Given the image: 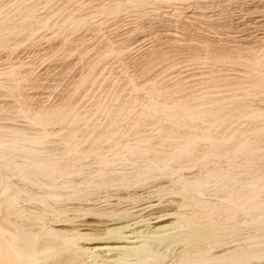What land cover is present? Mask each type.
I'll use <instances>...</instances> for the list:
<instances>
[{"label":"bare ground","instance_id":"1","mask_svg":"<svg viewBox=\"0 0 264 264\" xmlns=\"http://www.w3.org/2000/svg\"><path fill=\"white\" fill-rule=\"evenodd\" d=\"M16 1H19V0H16ZM30 1H33V0H30ZM46 1L47 2L50 1L49 2L50 4H51V2H52V4L54 3L51 0H46ZM56 1H58V0H56ZM124 1L122 3H120L121 1L120 2L116 1L117 3L115 2L116 4L114 3L115 5L113 6L114 9L121 8L123 6ZM136 1H138L137 4L139 6V3H141L144 0H135V2ZM23 2H26V1L23 0L21 3H23ZM36 2L37 3H35V4H38V2H39V5H37V7L39 8L41 1H36ZM105 2H108V1H105ZM128 2L130 3L131 0H128ZM135 2H131V4H133ZM18 3H17V5L21 6V3L20 4H18ZM43 3L45 4V0ZM162 3H164V2H162ZM27 4L28 5L24 6V8L20 9V7H19V10L18 9L16 10V12H18V13L20 12L22 14L20 21H18L19 19H16L17 18L16 16L15 17H13V15L11 16L10 13H9V15L4 16V17L0 16V36H1L0 39H2L3 36H4V38H7L9 36L7 34H10V36H12L14 34L13 28L18 26L19 22L20 23H31L32 19L34 17L35 18L37 17L36 12L40 9H38V8H37V10L35 9L34 2L30 3V4L27 3ZM85 4H87V3H85ZM53 5L52 6L50 5V8L52 7V9H54ZM133 5H135V4H133ZM14 6H16V5H14ZM48 6L46 3L44 7L46 8ZM1 8H3V7H1ZM5 8H7V6ZM103 8H105L104 11H107L109 9L108 7H107L108 9H106L105 6H103ZM50 10H49V12H50ZM54 10H52V11H54ZM109 10H111V8ZM44 11H45V9H44ZM99 11L101 12V10H99ZM42 12L43 11H41V13ZM45 12H47V14H48V11H45ZM0 13H1V11H0ZM38 13H40V12H38ZM259 13H260V11H259ZM14 14H15V12H14ZM49 14H50L51 19H52L53 16H52L51 12ZM58 14L59 13H57V17L59 16ZM41 15L43 17H47V16L43 15V13ZM54 15H56V14H54ZM38 17H40V15H38ZM69 17H72V15ZM69 17H67V18L69 19ZM19 18H20V16H19ZM58 18H56V19H58ZM61 18H62V16L59 19H61ZM72 18H70V19H72ZM53 19H55V17ZM53 19L51 21H53ZM65 19L66 18L64 17V21L67 20V19L66 20ZM70 19H69V22H70ZM33 20H35V19H33ZM36 20L38 21V18ZM82 20L83 19H81V18L78 19L75 17V19H72L71 21L75 25H78L79 23H81ZM17 21H18V23H17ZM40 22L42 23V21H40ZM34 23H36V22H34ZM41 23L39 24L40 26L42 25ZM44 23L47 24L48 21L44 20L42 26H44ZM65 23H67V21ZM65 23H63V24H65ZM71 23H69V24H71ZM38 24H36L37 27H39ZM69 24L67 23L64 26H66V25L69 26ZM23 25H25V24H23ZM36 25L32 24L33 27H31V28L33 29L34 26L36 27ZM55 26H56V24H55ZM27 27H25V28H27ZM37 27H36V29H37ZM46 27L48 28V25H46ZM25 28L24 29L21 28V30H20V28L19 29L17 28V29H18V31L19 30L22 31V30H25ZM28 28L30 29V26ZM17 29H16L15 33H17ZM145 31H146V29H145ZM38 32H40V31H37V33ZM22 34H24V33L21 32V35ZM5 36H7V37H5ZM32 37H34V36L32 35ZM246 37H247V35H246ZM9 38H11V37H9ZM7 39H5V40L3 39V40L6 42ZM243 39H246V38L244 37ZM249 39L251 40V37ZM240 41H242V40H240ZM2 42L3 41L0 40V45L2 44ZM219 43H220V41H219ZM239 44L242 45V47L240 45L241 48H243L245 46V45L243 46L242 43H239ZM5 45L6 44H4V46ZM122 45H123V43H122ZM198 45L200 46V44H198ZM223 45L224 44H222V46ZM222 46L220 48L223 50ZM236 46L232 47V50H233V48L237 49ZM128 47L123 46L122 48H128ZM214 47H218V46H214ZM247 47H249V46H247ZM0 48H1V46H0ZM118 48H119V46H118ZM118 48H116V49H118ZM206 48L208 49L207 45H206ZM220 48H219V55L221 52H224L225 55L229 56L227 54L228 51H227V53L225 50L220 52ZM244 48L246 49V51H244V53L246 52L247 53L246 55H249L250 53L247 52L246 46ZM244 48L242 50H245ZM37 49H39V48H37ZM119 49H121V46ZM198 49H200V48H198ZM211 49L214 50L216 52V54H218V51L215 50L217 48H215V49L211 48ZM210 50H209V52H210ZM212 50H211V52H212ZM248 50H250V48ZM115 51H117V50H115ZM120 51H122V50H120ZM214 51L212 52L213 55H215ZM250 51L252 52L253 50H250ZM263 51L264 50L262 49V52ZM229 52H231V49L229 50ZM233 52H235V51L233 50ZM254 52L255 51H253L252 53L254 54ZM241 53H243V52H240V54H238L237 56L241 55ZM252 53H251V55H252ZM222 54H221V56H222ZM229 54H232V53H229ZM235 54H237V52H235ZM225 55H223V57ZM41 56H43V54ZM230 56L228 58H230ZM216 57H217V55H216ZM242 57H240V58H242ZM244 57H246V56L244 55ZM30 58H32V57H30ZM0 59H1V57H0ZM226 59H227V57H226ZM231 59L234 61L235 57L234 58L231 57ZM236 59H238V61H240L239 58H236ZM236 59H235V61H236ZM246 59H248V61H249V62L246 61L247 63L255 64L253 59L249 60V57ZM241 60H245V59L242 58ZM3 61L5 62V60L2 59L1 62H3ZM255 61H256V59H255ZM257 61L260 62L262 60L258 59ZM257 61H256V64H258ZM14 62H15V60H14ZM227 62L229 63V61H227ZM262 63H259V64H261L260 66H262ZM256 64H255V67H256ZM252 66H254V65H252ZM16 67L17 66L10 67L11 69H9V71L11 70L10 71L11 74L14 71L16 72V70H13ZM258 68H259V66L256 68V70ZM3 69L4 68H1V70H3ZM18 69H19V67H18ZM253 70H255V69H253ZM256 70H255V73H256ZM2 72L3 71H1V73ZM257 73H258V70H257ZM7 74H9V73H7ZM14 74H12V75H14ZM258 74H260V73H258ZM17 75H19V73ZM261 75L262 74H260V76ZM256 76L259 77L258 75H255V77ZM262 76H264V75H262ZM229 77H232V76H229ZM149 82H151V81H149ZM250 84L253 87V88L250 87L249 88L250 90H251V88L254 89V87H256V89L258 88V91H256V92H259V91H261L259 89H262V87H264V77H261L257 81L250 83ZM247 85L245 86V88H247ZM242 87H244V86H242ZM249 89L247 88L246 90H249ZM243 90L244 89H242V91ZM263 90H264V88H263ZM199 92L202 93L203 91L199 90ZM240 92H241V89H240ZM256 92H254V93H256ZM153 94H155V93H153ZM207 94H208V91H207ZM225 94H227V93H225ZM252 94H249V95H252ZM221 95H222V93H221ZM19 96L21 97V95H19ZM204 96H206V95L204 94ZM145 97H147V95ZM151 97H153V96H151ZM199 98H201V97H199ZM151 99L155 100L154 98H151ZM151 99L148 102H150V101L153 102V100H151ZM202 99H201V101H202ZM207 99H208V97H207ZM210 99H212V98H210ZM197 100H200V99H197ZM23 101H24V99H23ZM180 101H182V100H180ZM24 102H22V98H21V100L17 99V102H16L17 105L14 104L13 108L16 109L15 113L17 115L25 118V120H26L25 122H27L29 126L33 125L30 129L23 127L24 124L20 125L21 123H19V121L18 122L15 121L14 117H13L14 118L13 121H11L12 120L11 119L9 121H5V122L3 121L0 124V131H6V135L5 134L4 135L7 136V137H2L0 135V264H261L262 262H264V175H262V176L260 175L258 177V174L256 172H253V173L257 174L256 177H252L248 180H245L247 178V176H245V178L242 180L241 176L238 177V179H237L234 176L233 172L229 173L231 171L230 170L228 172L229 169L227 170V172H228L227 173V172L223 171L224 169L221 168L222 169V172H221L220 171L221 169L219 170L218 168H220V167H218V166H216V167H218L216 169V171L218 170L220 172L213 171V169H215V168H212V167H211L212 170L208 169L209 170L208 172H194V171L193 172H179V171L184 170L183 167L180 170L178 169L180 167L179 164H178L179 167L178 168L176 167L177 168L176 172H170L171 170H173L172 166H171L172 160L174 161L175 159H179L181 157H186L188 160L195 159L196 155L194 156L193 152H194V148L197 146V143L199 140L205 141V142H203V143H206L204 145V147L206 145H209L208 147H211V148L215 147V146H220V147L222 146V148H223L224 146L226 147V145H228L229 140H230L229 137H228L229 140L226 137H224L225 134L223 136H220V137H215L214 136L215 132L218 129H216V127L214 128L213 125L211 126V124H210L211 128L209 126L207 127V125L209 124L208 121H211V119H213L212 123H214V126H217V124H215V123H219L224 119V116L222 117L219 114V109H217L218 105H216V107H212L215 105L211 106V104H210V106L209 105L206 106L207 103L205 102L206 104L205 103L203 104V105H205V107H204L202 105L189 104L187 101L186 102L185 101L179 102L177 100V102H179V103L173 102V104H171V105H166V104L162 103L161 108H157L158 102H156V105L154 104L155 101L153 103H149L146 105V108H143V109H146L147 112H149V113L146 112L147 114H149L148 117L150 115H152V117H155L156 120L157 119L160 120V119L165 118V119H167L168 122L171 121V123L175 124V125H177L178 122H180L181 120L184 121L183 119H185L186 121H190L189 124L190 123L192 124V122L195 123L198 121L201 123L202 122L203 123L208 122V123H206L207 124L206 126H205V123H204V127L202 126L203 128L207 127L208 132L201 133L202 138H199V136L196 135V133H194V135L192 133H190L193 136L192 135L189 136L190 134H188V135L185 134V136H187V137L183 136L184 137V138H182L183 141L182 142L178 141V142H180L179 144L176 142L177 140L175 139L174 143H177L176 144L177 146L175 147L174 150L171 149L172 151H166L167 149L164 151V150H162V147H160L161 149H159V146H161V145L160 144H157V145L153 144V142L150 140V137H148L151 135L148 134L146 137L139 138L142 135H140L138 133L140 136L139 137L137 136L138 139H136L135 141L133 139V141L125 142L124 144H118V145H122V146H117V147H116L115 143H113V144L115 145L114 148L117 152L119 151V150H117L118 147H120V150L122 149L121 150L123 152L122 157L128 155L130 157V159L135 157V156H139V159H140V156L145 158V160H143L142 164L135 162V161H132V159H131V161H132L131 170H128V171L125 170L127 168H125V169L122 168V170H117V168H115L113 166L109 167L110 165L117 164V161L115 162V159H117V158H114V161H112V162L106 161L107 156H109V155H107V153L109 154V152L111 150L110 151L108 150L109 152L106 153L107 156L105 158V156H104L105 155L104 154L105 149L99 147L100 149H95V150L90 151L91 154L99 157L98 158L99 161H97L99 163L98 167L95 169L94 168L90 169V170H88V172H85V171L83 172V169L81 170V168L75 170V169H71L70 167H66L67 165L66 166L63 165L62 161L58 160V156L54 155L53 153L48 154L49 149L51 147L49 149H47L45 146V142H46V140H48L49 137L56 136V135L57 136L63 135V133H64L63 131L66 127L65 125H63V126H65L64 128L61 126L62 127L61 129H63V131L61 130L58 132H52V131L47 130V126L51 123L52 124L53 123L61 124L62 123L61 121L62 120L64 121L66 119V117L68 120L69 114L70 115H71V113H72V115L74 114L73 111L71 110L72 112L67 114L65 112H61V109H59V108L58 109L60 111L58 112L57 108L55 107L56 108V109H54V110H56L55 112H54V110L53 111L51 110V112L50 111L42 112L43 108L42 109L36 108L37 111H35L36 110L35 109V110H33L35 112H33V111L30 112L29 106L27 104H26V106H28V108L25 107V105H22ZM3 109H5V108H2V110ZM2 110L0 111V113L2 112ZM5 110H3L2 114L4 113ZM131 110H132V108H131ZM243 112H245V111H243ZM243 112H241V113L243 114ZM146 113L144 112V114L142 116H144ZM245 113L248 114L247 111ZM258 114H264V109L258 108L254 112L252 111V113L248 114V116L250 118H252ZM2 116L5 117L4 115H2ZM71 116H70V120L72 119V117L73 118L77 117L75 120L76 122H78L77 120H79V119L81 120V118L78 119V116H75V117L74 116L71 117ZM142 116H141V118H142ZM8 117H10V116H8ZM148 119H154V118L150 117ZM165 119L162 120V121H164L163 123H165V121H166ZM16 120H17V118H16ZM0 121H2V120H0ZM90 121H92V120H90ZM103 122H105V121H103ZM133 122H136L134 124H138L137 121H133ZM74 123H71L72 127L74 126L73 125ZM85 123H86L85 126L82 125V127L87 126V130H88L89 128L87 125L88 124L87 121ZM116 123L117 122H115L113 124H116ZM149 123H147V124H149ZM71 124H70V126H71ZM75 125H77V124L75 123ZM198 125L201 126V124H199V123H198ZM77 126H79V124ZM89 126H91V125H89ZM138 126H139V124H138ZM51 127H53V126H51ZM67 127H68V125H67ZM141 127H138V128H141ZM162 127L164 128L165 126L162 125ZM212 127L214 128V130L216 129V131L213 130L214 135L212 134L213 132L211 133L209 131V128L213 129ZM93 128H95V127H93ZM130 128H132V127H130ZM195 129L198 130L197 128H195ZM128 130H130V129H128ZM152 130H153V128H152ZM207 130H205V131H207ZM258 130H260V129H258ZM78 131H79V128H78ZM110 131H108L109 137L111 136L110 134L115 135L114 134L115 132L111 133ZM156 131H158V130H156ZM167 131L170 132L171 130H167ZM200 131H201V129H200ZM227 131H230V129L229 130L227 129ZM227 131H224V132L227 133ZM168 132H166V130L164 128V129L159 131V134L158 133L157 134L159 135L158 137H161L162 139L166 140L170 136V135L168 136L166 134ZM255 132H256V130H255ZM88 133L90 135V132H88ZM123 133H125V132H123ZM123 133H121V134H123ZM217 133H218V131H217ZM239 133H235L234 136H236L237 134L239 135ZM144 134H145V132H144ZM219 134L220 133H218V135ZM253 134H256V133H253ZM258 134H260V133H258ZM258 134H256V135H258ZM79 135H78V133L73 134L70 139L64 141L65 145L68 147V148L66 147L67 152H68V150L70 151L72 149L70 147L72 142L75 139H77L78 137L81 138V135L80 136ZM91 135H93V134L91 133ZM96 135L98 136L99 133ZM100 135L102 136V134H100ZM127 135L128 134H126V137H127ZM133 135L134 136L132 138L135 137V134H133ZM227 135L231 137L229 132ZM256 135H255V137L259 136V135L258 136H256ZM103 136H104V134H103ZM178 136H180V135H178ZM232 136H233V134H232ZM242 136L243 135H241V138H242ZM251 136H254V135H251ZM100 137L98 139H100ZM104 137L107 138L106 135ZM104 137H102V138H104ZM112 137H114V136H112ZM123 137H122V139L126 138V137H124V138ZM128 137H130V136H128ZM233 137L231 139H233ZM91 138H92V136H91ZM81 139L83 140V138H81ZM84 139H86V138L84 137ZM110 139L108 138V140H109L108 143H110V141H111ZM237 139L240 140L239 138H237ZM250 139H252V137H250ZM82 140L77 142V143H81ZM100 140H103V139H100ZM179 140H181V139H179ZM238 140H237V142H235V140H234L235 144L241 143ZM248 140H249V138H245L244 141H248ZM254 140H258V138L253 139V144H254ZM259 140H261V139H259ZM162 141H164V140H162ZM250 141H252V140H250ZM250 141H249V143H250ZM75 142H76V140H75ZM84 142H83V144H86ZM92 142H93V140L91 141V143ZM101 142L102 141L98 142L99 146H100ZM256 142L259 144L261 141H256ZM170 143L173 144V142H170ZM201 143L199 142V145ZM232 143H233V141H232ZM244 143H242V144H244ZM257 143H256V146H257ZM73 144H74V142H73ZM246 144L247 143H245V146H246ZM101 145H103V144H101ZM93 146L96 148V144ZM238 146H240V145L238 144ZM245 146L243 147L242 152L246 148ZM253 146H255V144ZM61 147H62V145H61ZM112 147L109 148V146H108L109 149H112ZM248 147H249V144H248ZM56 148H58V147H56ZM90 148H92V145ZM211 148H210L211 151L215 150V149L212 150ZM240 148H242V147L240 146ZM89 149L87 151H89ZM196 149H198V148H196ZM204 149H205L204 151L206 152L207 151L206 147ZM216 149H218V148H216ZM219 150H221V149H219ZM60 151H61V149H60ZM199 151H202L203 153L199 152ZM199 151H198V153L204 154L203 149L202 150L200 149ZM208 151H209V149H208ZM223 151H225L224 152V154H225L227 152L226 148L223 149ZM223 151H219L218 153H220V152L222 153ZM260 151H259V153L261 154ZM120 152H118V154ZM216 152H217V150H216ZM216 152H214V154H217ZM74 153L75 154L77 153L78 155L83 154L82 152H79V151H74ZM86 153L88 154V152H86ZM194 153H196V152H194ZM221 153L218 155H221ZM262 153H264V152L262 151ZM84 154H83V156H84ZM115 154H114L115 156H113V157H116V156L121 157L120 156L121 154L120 155H118L117 153H115ZM201 154H199V155H201ZM206 155L207 154H205L204 156H206ZM208 155H209V153H208ZM211 155L213 156V153ZM211 155H209L210 159L211 158L213 159V157L216 156V155H214L212 157ZM229 155L227 154L225 156H229ZM86 156L87 155H85L84 158H86ZM149 156H151V157H149ZM199 158L202 159L203 157L202 158L199 157ZM199 158H196V159H199ZM214 158L217 159V157H214ZM218 158H220V157H218ZM223 158H225V157L223 156ZM76 159L81 160V157L80 156L76 157ZM88 159H85V160H88ZM125 159H126V161L125 160L124 161L126 164V162H128V158L126 157ZM208 159L209 158H207V160L205 162H207V161L209 162L210 159L209 160ZM220 159H222V156ZM258 159H260V157H258ZM93 160H95V159H93ZM108 160H111V159H108ZM117 160H119V159H117ZM204 160H202V161L204 162ZM122 161L123 160L119 161V163ZM192 161L194 163L195 160H192ZM199 161H201V160H199ZM228 161H230V160H228ZM234 161H236V159ZM71 162H73V161H71ZM77 162H79V161H77ZM91 162H94V161H91ZM97 162H95V163H97ZM129 163H130V160H129ZM182 163H184V161H181V165H182ZM248 163L250 166V163H252V162L250 161ZM119 165L117 164L116 166H119ZM201 165H202V163H201ZM205 165L207 166V163ZM212 165H213V163H212ZM84 166H85V163H84ZM86 166L84 169L89 168ZM124 166H127V165H124ZM249 166H247V167H249ZM253 166H254V164H253ZM90 167H92V166H90ZM95 167H96V165H95ZM129 167H130V165H129ZM236 167L239 168V166H236ZM174 168H175V166H174ZM108 169L111 171L107 172ZM202 169H201V171H202ZM231 169H234L232 171H236L235 168H233V167ZM245 171L246 172H243V174L247 173V169ZM223 172L226 174H224ZM236 173H237V171H236ZM240 173H242V172H239V174ZM230 174H232V176H230ZM243 174H241V175L243 176ZM248 174H250V173L248 172ZM237 175L238 174H236V176ZM250 175H252V174H250ZM250 175H248V177H250ZM239 178H240V180H239ZM217 210H220V211L218 212ZM216 211L218 213H216ZM239 215H241L242 218ZM238 218H240V219H238Z\"/></svg>","mask_w":264,"mask_h":264},{"label":"rangeland","instance_id":"2","mask_svg":"<svg viewBox=\"0 0 264 264\" xmlns=\"http://www.w3.org/2000/svg\"><path fill=\"white\" fill-rule=\"evenodd\" d=\"M19 1L0 0V8L3 7L1 8L2 10L0 9L1 11L0 16L4 17V16L9 15L10 13L11 16L12 15L13 17L16 16L17 17L16 19H19L18 21H20L22 14L20 12L19 13L16 12L17 9L19 10V7L20 9H22L24 8V6L28 5L27 3L30 4L34 2L35 4L37 3L36 1H41L39 8L37 7V5H39V2L38 4H35V9L37 10L38 8L40 10L36 12L37 17L36 18L34 17L33 19L36 20L38 18L39 22L42 21V23L40 22L42 25H43L44 20L48 21V23L47 24L44 23V26L42 25L40 26L39 25L40 23L37 20L35 21L33 19L31 23H20V22L18 23L17 21L18 26L13 28L14 34L13 35L11 34L12 36H10V34H7L9 36L8 37L5 36V37H7L8 39L4 38V36L2 37V39H0L1 41L4 42V43L2 42V44L0 45L1 46L0 48L1 59L0 60L1 61L2 59L5 60V62L0 61V108L2 107L6 109V110L3 109L5 110L3 114H2L3 112L2 108L0 109V111L2 110V112L0 113V120H2L0 121V124L3 121L5 122L11 119H12L11 121H13L15 118V121L17 122L19 121V123H21L20 125L24 124L23 127L25 128L30 129L33 126V125L29 126L28 123L25 122L26 120L24 117L19 116L15 113L16 109L13 108V105L16 104L17 99L21 100V98H22V102L24 101L26 102V103L24 102L22 105H25V107L27 108L29 106L30 112H32L36 108L37 109L43 108L42 112L44 111L51 112V110L53 111L56 108L58 112L60 111L59 109H61V112H65L67 114L73 111L74 114L72 115L71 113V115L74 117L78 116V119L81 118V120L79 119L77 120L78 122H76L75 120L77 117L73 118L69 114L68 120L66 117L65 119L66 121L62 120L61 124H58V123L49 124L47 126V130L52 131V132H58L61 130L63 131V129L61 128L62 127L64 128L65 126L66 127L63 131L64 136L56 135V136L49 137L48 140H46L45 142V146L47 149L51 147L49 149L48 154L53 153L54 155L58 156V160H61L63 165L65 166L67 165L66 167H70L71 169H75V170L81 168V170L83 169V172L84 171L88 172V170L93 169V168L95 169L99 165V163L97 162L99 161L98 160L99 157L91 154L90 153L91 150L100 149L99 147L105 149V152H104L105 158L107 155H109L107 156V158L111 159V160H108L106 158V161L112 162L114 161V158L119 159V160L115 159V162L117 161V164L118 165L120 164L119 166H116L117 164H114V165H110L109 167L113 166L117 168V170H122V168L123 169L127 168L125 170L128 171V170H131L132 161L142 164L145 158L140 156V159H139V156H135L131 158L132 159L131 161L128 155L122 157L123 152L121 151L122 149L120 150V147H118L117 150H119L118 152L121 151L122 153L120 152L118 154V152L114 148L115 145L116 147L122 146L118 144H124L125 142L133 141V139L135 141L136 139H138L140 135L142 136H140L139 138L146 137L149 134L151 136H148V137H150V140L153 142V144L161 145L159 146V149H161L160 147H162V150L164 151L166 149H167L166 151H172L171 149L174 150L175 147L177 146L176 145L177 143L179 144L180 142L183 141L182 138L187 137L185 136V134L188 135L192 133L194 135V133H196V135H198L199 138H202L201 133L208 132L207 127L208 126L210 127V124H211V126L213 125L214 128L216 127V129H218L217 130L218 133H220L218 135L216 129L214 130L213 127H212L213 129H210L211 128L210 127L209 131L211 133L213 132V130L216 131L215 135H214V132L212 133L215 137H220L225 134L224 137H226L227 139L228 137L230 138L231 141L228 139L229 140L228 145H226V147L224 146L223 148L222 146L221 147L215 146L218 149H216L215 147L211 148V147H208L209 145H206L205 146L206 150L208 151L209 149V151L205 152L204 145L206 143H203L205 142L203 140H199L197 143V146L194 148V152L196 153L193 152L194 156L196 155L195 159L188 160L186 157H181L179 159H175L174 161L172 160L171 166L173 170H171L170 172H176V169L179 166H180L178 168L179 170L182 169V167L184 169L179 172H193V171L194 172H208L209 171L208 169L212 170L211 167L215 168L213 169V171L217 172L218 170L216 171V169L220 167L218 168L219 170L222 168L224 169L223 171L227 172V170L229 169L228 172L231 170L229 173L233 172L234 176L237 179L238 177L241 176L242 180L245 178V176H247L245 180H248L252 177H256L257 174H258V177L260 175L261 176L264 175V157H263L264 153H262V151L264 152V129H263L264 128V114H258L252 118L248 116V114L252 113V111L254 112L258 108L264 109V90H263L264 87H262V89H259L261 91L256 92L258 91V88L256 89V87H254V89H252L253 87L250 84V83L257 81L259 78L264 77L262 76L264 75L263 74L264 73V51L262 52V49L264 50V35H263L264 34V0H197V1L196 0H193V1L192 0H187V1L186 0H183V1L182 0H173V1L167 0L168 2L166 0H165L166 2L164 0H156V1L155 0H144L141 3H139V6L137 4L138 1L135 2V0H131V2H135L133 3L135 5H133L131 4V2L129 3L128 0H125V1L123 0L124 1L123 6L119 9H114L113 6L117 3L116 1L118 2L121 1L120 3H122L123 2L122 0H58V1L51 0L54 2L53 3L54 5L52 4V2L50 4L49 3L50 1L47 2L45 0V4L47 3V6L49 4L51 6L53 5L54 6L53 8L55 10L52 9V7L50 8V5L46 7L47 8L46 9L44 7L45 4L43 3L44 0L43 1L42 0H33V1L25 0L26 2L28 1L27 3L26 2L21 3L23 0H19ZM105 1H108V2H105ZM17 3L18 4L21 3V6L20 5L18 6ZM5 5L7 6V8H5L6 7ZM14 5H16L17 7ZM103 6H105L106 9L111 8V10L108 9L107 11H104L105 8H103ZM44 9L45 11H48V14L47 12L44 11ZM49 10L53 16L52 19L54 17L55 19L58 17L60 18L61 16L63 19L58 18L56 19L57 21L55 19L51 21L52 19L49 14L50 13ZM99 10H101V12ZM41 11H43L42 12L43 15L47 17H43L41 15L42 14ZM57 13H59L58 17H57ZM38 15H40V17H38ZM71 15L73 18L69 17ZM64 17L67 19L65 20L67 21L68 24L71 23L72 22L71 20L75 19V17L78 19L81 18L83 20L78 25H75L72 22L71 24L72 25L74 24L73 26L71 24H69V26L68 25L64 26L65 24H67L65 23L66 21H64ZM67 17H69V19L72 18L70 19V22ZM54 23L56 24V26ZM32 24L33 25L38 24L39 27H37L36 25L37 29L35 26H34L35 29L34 28L32 29L31 28L33 27ZM46 25H48V28L46 27ZM27 26L28 27L30 26V29ZM25 27H27L28 29ZM15 28L16 29L20 28V30L21 28L22 29L25 28V30L18 31L17 29V33H15L16 31ZM37 31H40V32L37 33ZM21 32H23L24 34L21 35ZM32 35L34 37H32ZM244 37L246 39H243ZM250 37H251V40L249 39ZM236 38L237 39L239 38V39L237 40ZM3 39L4 40L7 39L6 42ZM196 42L200 44V46ZM239 43H242L243 46L244 45L246 46L247 52L250 53L249 55H246L247 54L246 52L244 53V51H246V49L244 48L245 46L243 47L245 50H242L243 49L241 48L242 45ZM245 43L246 44L248 43V44L246 45ZM4 44L6 45L4 46ZM222 44L224 45L222 46ZM206 45L208 49L206 48ZM220 45L222 46L223 50L226 51V53L228 51L227 54L229 56L231 55L230 58H228L229 56L225 55L224 52H221L223 50L220 48L221 47ZM234 45L235 46L237 45L236 46L237 49L233 48V50L237 52V54H235V52H233L232 50V47H235ZM118 46L119 48L121 46V49H119ZM123 46L128 47V48H122ZM214 46H218V47H214ZM211 48L213 49L217 48L215 50L218 51V54H216V52L212 50ZM219 48L221 52L220 55H219ZM249 48L250 50L255 51L254 54L252 53L253 51L251 52L250 50H248ZM210 49L212 50V52L214 51L215 55L212 54ZM230 49H231V52H229ZM240 52H243V53L237 56L238 54H240ZM229 53H232V54H229ZM42 54L43 56H41ZM223 55L225 56L223 57ZM244 55L246 57H244ZM231 57L232 58L235 57V59L239 58L240 61H238V59H236V61L234 59L233 61ZM240 57H242L245 60H241L242 58ZM248 57H249V60L253 59L255 64L258 59L262 61L260 62L257 61L258 64H256V67H255V64L247 63L249 62L248 59H246ZM227 61H229V63ZM259 63H262V66H260L261 64ZM251 64L254 66H252ZM14 66H17L14 69L12 68L13 70H16V72L15 71L12 72V74L15 73L14 75H12L10 73L11 70L9 71V69H11L10 67H14ZM258 66L259 68L257 70H258V73L262 74L261 76L260 74L257 73V70H256ZM1 68H4V69L1 70ZM252 68L256 70V73H255V70H253ZM1 71L3 72L1 73ZM18 73L19 75H17ZM255 75H258L259 77L257 76L255 77ZM229 76H232V77H229ZM148 80L151 82H149ZM246 83L247 84L249 83L250 85L248 84L249 85L248 86ZM246 85L248 89L252 87L251 88L252 91L250 89L246 90L247 89L245 88ZM240 89H241V92H240ZM242 89H244L245 91L244 90L242 91ZM199 90L203 92L200 93ZM207 91H208V94H207ZM14 93L15 94L17 93V94L15 95ZM203 93L206 96H204ZM249 94H252V95H249ZM19 95H21V97ZM146 95L147 97H145ZM209 97L212 99H210ZM151 98H154L155 100ZM150 99L153 100V102L155 101L154 102L155 105H156V102H158L157 108H161L162 103L166 105H171L173 104V102L179 103V102H184V101L185 102L187 101L189 104L202 105L204 107L205 105L203 104L205 102L207 103L206 106L208 105L210 106L211 104V106L215 105L212 107H216V105H218L217 109H219V114L222 117L224 116V119L219 123H215L217 124V126H214V123H212L213 119H211V121H208L209 122L208 125L206 124L208 122H204L205 126L207 125L206 128H203L204 127L203 122H202L203 124L199 121L195 123L192 122V124L191 123L189 124L190 121H186L185 119H183L184 121L181 120L180 122H178L177 125H175V124H172L171 121L168 122L167 119L164 118L166 121L165 123H163L164 121L162 120L164 119L156 120L155 117H152V115L148 117L149 114L147 113L149 112H147L146 109H143V108H146L147 104L153 103L151 101L148 102ZM197 99H200V100H197ZM177 100L179 102H177ZM26 104L28 106H26ZM37 109L35 111H37ZM55 111L56 110H54V112ZM243 111L245 112L247 111L248 114ZM144 112L145 113L147 112V113L144 116H142ZM241 112H243V114ZM2 115H4L6 118L3 117ZM70 116L72 117L71 120H70ZM150 117L154 119H148ZM86 121L88 123L87 124L89 128L88 130H87V126L84 127L86 124L85 123ZM133 121H137L139 126L138 124H134L136 122H133ZM70 122L71 123L75 122L77 125L79 124V126L81 125L80 126L81 128L75 125V123L73 124L74 126L72 127V124ZM115 122L117 123L113 124ZM198 123L201 124V126H199ZM82 125L84 126L82 127ZM89 125H91L92 127ZM162 125L165 126L164 128L166 132H168L167 130H171L170 132L166 133L168 136L170 135L169 138L166 140L162 139L161 137H158L159 131L164 129ZM137 126L141 128H138ZM260 127L261 128L263 127L262 128L263 130ZM78 128H79V131H78ZM127 128L130 130H128ZM195 128H197L198 130H196ZM204 129L207 131H205ZM227 129L228 130L230 129V131H227ZM258 129H260L261 131ZM108 131H110L111 133L115 132L114 133L115 135L110 134L111 136L109 137ZM143 131L145 132L146 135L144 134ZM224 131H227V133ZM88 132H90V135ZM123 132L128 134L127 137H126V134ZM228 132L231 135V137L227 135ZM239 132L240 133L242 132V133L240 134ZM257 132L260 134H258ZM76 133H78V135L80 134L81 138H83V140L84 141L86 140V141L84 142L81 138L78 137L77 139H75L76 142L75 140L73 141L74 144L72 142L70 146L72 149L70 151L68 150L67 152V149H66L67 146L65 145L64 141L70 139L72 135ZM91 133L93 135H91ZM95 133L96 134L99 133V135L97 136ZM235 133H239V135L237 134L236 136H234ZM253 133L258 134L259 136ZM4 134L6 135V131H0V135L2 137H7ZM100 134H102V136ZM103 134L104 136L106 135L107 138H105ZM133 134H135L134 138H132L134 136ZM192 134H190L189 136H191ZM232 134L234 137L232 136ZM241 135H243L242 136L243 139L241 138ZM251 135H254V136H251ZM255 135L258 137H255ZM123 136L126 138H124ZM128 136H130L131 138ZM84 137L86 139H84ZM99 137L100 139H103V140L98 139ZM122 137L124 139H122ZM232 137L233 139H231ZM244 137L249 138V140L244 141L245 140ZM250 137H252V139H250ZM253 137L255 139L258 138V140H254L255 146H253L254 145ZM108 138L109 139L111 138L110 143H108L109 142ZM237 138H239L240 140H238ZM175 139L177 140L176 141L177 143H174ZM81 140H82L81 143H77ZM90 140L91 141L93 140V142L91 143ZM98 140L102 141L100 143V146L98 144L99 142ZM234 140L235 142H237V140L241 142L238 144L242 148H240V146H238L237 143L235 144ZM242 140L245 143H247L246 146ZM256 141H261V142L258 144ZM83 142L86 144H83ZM170 142H173V144H171ZM199 142L200 143L202 142V143L199 145ZM113 143H115V145ZM256 143H257V146H256ZM60 144L62 145L63 148L61 147ZM95 144H96V148L93 146ZM248 144H249V147H248ZM91 145H92V148H90ZM107 145L109 146V148L113 146L112 149H109ZM244 146L246 148L242 152V149ZM210 148L212 150L215 149L213 150L214 152H216L217 150L216 152L217 154H214V152L211 151ZM225 148L227 152L224 154L225 151H223V149ZM88 149L89 151H87ZM200 149L201 150L203 149L204 154L198 153ZM108 150L109 151L111 150V151L109 152ZM74 151H79L85 154L84 156L83 154L78 155L77 153L75 154ZM219 151H223L222 153L220 152L221 155H218L220 154L218 153ZM259 151L261 152V154L259 153ZM86 152H88V154ZM107 152H109V154ZM199 152H202V151H199ZM211 152L213 153V156L216 155L214 157H217V159L211 155L212 154ZM113 153L114 154L117 153L118 155L121 154L120 156L122 158L119 156L113 157L116 155V154L114 155ZM208 153L209 155L213 157V159L212 158L210 159V156L208 155ZM205 154H207L209 157L207 155L204 156ZM227 154L228 155L230 154V155L225 156ZM85 155H87L86 158H84ZM79 156L81 157V160L76 159V157H79ZM221 156H222V159H220ZM223 156L226 159L223 158ZM126 157L128 158V162H126L125 164ZM199 157L201 158L203 157V158L200 159ZM258 157H260V159H258ZM196 158H199V159H196ZM207 158H209L211 161L208 159L209 162L208 161L205 162ZM85 159H88V160H85ZM93 159H95L96 161ZM235 159L236 161H234ZM76 160L79 162H77ZM121 160L123 161L125 160V161L124 162L122 161L123 163L122 162L119 163V161ZM129 160H130V163H129ZM192 160H195L194 163ZM197 160L198 161L201 160V161L198 162ZM202 160H204V162ZM91 161H94V162H91ZM181 161H184V163H182V165L184 164L183 166L181 165ZM250 161L252 163H250V166H249L248 162ZM84 163H85V166L87 165L86 167H89V168L84 169L85 168ZM206 163H207V166L205 165ZM124 165H127V166H124ZM236 166H239V168ZM230 167L235 168L237 173L236 171H232L234 169H231ZM200 168L201 169L203 168L202 171ZM222 169L220 170L221 172H222ZM246 169H247V173H246L247 175L245 173L243 174V172H246L245 171ZM108 171H111V170L108 169L107 172ZM239 172H242V173L239 174ZM248 172L252 175L248 174ZM253 172H256L257 174ZM235 173L238 174L239 176L238 175L236 176ZM241 174H243V176ZM248 175H250V177H248ZM230 176H232V174H230ZM217 211L219 212L220 210H217ZM217 211L216 213H218ZM239 216L241 217V215ZM261 264H264V262H262Z\"/></svg>","mask_w":264,"mask_h":264}]
</instances>
